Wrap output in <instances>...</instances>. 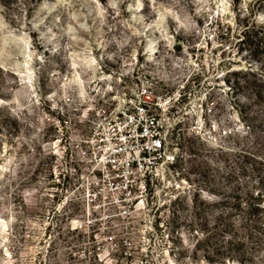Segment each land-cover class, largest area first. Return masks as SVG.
I'll return each mask as SVG.
<instances>
[{
    "label": "rangeland",
    "instance_id": "374dc122",
    "mask_svg": "<svg viewBox=\"0 0 264 264\" xmlns=\"http://www.w3.org/2000/svg\"><path fill=\"white\" fill-rule=\"evenodd\" d=\"M138 75L181 94L159 198L127 230L71 229L84 165L65 136ZM258 188L264 0H0V264H264L214 222L217 198Z\"/></svg>",
    "mask_w": 264,
    "mask_h": 264
},
{
    "label": "built area",
    "instance_id": "2783aa9c",
    "mask_svg": "<svg viewBox=\"0 0 264 264\" xmlns=\"http://www.w3.org/2000/svg\"><path fill=\"white\" fill-rule=\"evenodd\" d=\"M120 76L119 82L125 83ZM136 78L138 82L128 80L115 90L112 101L98 105L76 132L65 136L64 150L84 165L80 180L68 182L78 192V214L70 219L71 229L100 230L101 220L110 218L127 230L129 219L148 212L159 198L157 176L171 160L166 112L181 94H156L150 80ZM122 242L129 245L127 239Z\"/></svg>",
    "mask_w": 264,
    "mask_h": 264
},
{
    "label": "trees",
    "instance_id": "16d2710c",
    "mask_svg": "<svg viewBox=\"0 0 264 264\" xmlns=\"http://www.w3.org/2000/svg\"><path fill=\"white\" fill-rule=\"evenodd\" d=\"M258 189L255 192L248 189L242 196H221L214 202V222L226 225L229 229L227 242L235 249L248 241L261 242L259 246H264V240H260L264 236V190Z\"/></svg>",
    "mask_w": 264,
    "mask_h": 264
}]
</instances>
